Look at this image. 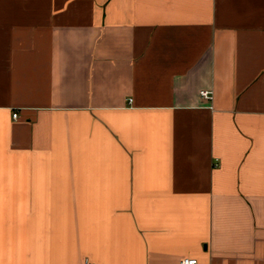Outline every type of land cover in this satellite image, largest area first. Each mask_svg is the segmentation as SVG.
<instances>
[{"label": "crops", "instance_id": "crops-1", "mask_svg": "<svg viewBox=\"0 0 264 264\" xmlns=\"http://www.w3.org/2000/svg\"><path fill=\"white\" fill-rule=\"evenodd\" d=\"M186 257L264 264V0H0V264Z\"/></svg>", "mask_w": 264, "mask_h": 264}, {"label": "built area", "instance_id": "built-area-1", "mask_svg": "<svg viewBox=\"0 0 264 264\" xmlns=\"http://www.w3.org/2000/svg\"><path fill=\"white\" fill-rule=\"evenodd\" d=\"M200 96L205 100H210L212 98L211 92L206 90L201 91ZM129 102H131V99H129ZM12 118L16 119L17 114L13 113ZM86 264H93V263L86 262ZM179 264H202V263L198 262L195 258L186 257L181 259Z\"/></svg>", "mask_w": 264, "mask_h": 264}]
</instances>
